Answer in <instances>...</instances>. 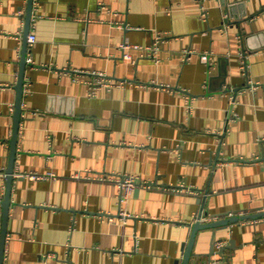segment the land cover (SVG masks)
Listing matches in <instances>:
<instances>
[{
  "label": "crops",
  "instance_id": "0c3cea01",
  "mask_svg": "<svg viewBox=\"0 0 264 264\" xmlns=\"http://www.w3.org/2000/svg\"><path fill=\"white\" fill-rule=\"evenodd\" d=\"M27 4L0 0V203ZM33 34L3 264H182L196 214L264 212V0H33ZM123 174L151 184L125 223ZM195 235L188 264H264V216Z\"/></svg>",
  "mask_w": 264,
  "mask_h": 264
},
{
  "label": "water",
  "instance_id": "95a60500",
  "mask_svg": "<svg viewBox=\"0 0 264 264\" xmlns=\"http://www.w3.org/2000/svg\"><path fill=\"white\" fill-rule=\"evenodd\" d=\"M32 2L33 0H28L27 4V11H26V25H25V30H24V35H23V46H22V55L20 58V71L19 75L16 81V86H15V91H16V97H15V109H14V114L12 116L13 119V128H12V133H11V139L9 140V157H8V162L5 171V194L3 196V200L0 203L1 210H2V217H1V232H0V264H3V254H4V247H5V236L7 233V217H8V211L10 208V196H11V190H12V183L14 181V165H15V160H16V147H17V142H18V129H19V124H20V116L22 112V93L24 89V72H25V63H26V40L28 36V28H29V22L31 20V9H32ZM239 24V23H238ZM246 38V37H245ZM245 41V40H244ZM247 41V39H246ZM245 51V50H244ZM244 54H246L244 52ZM264 216V212L260 214H255V215H247L244 217H236L232 216L227 219L223 220H218V221H211L210 223H201L199 221L193 222L192 225H190V239L188 242V245L185 249V258L183 260L182 264H188L189 257L191 255V249L196 237V233L198 231L202 230H209V229H216L219 227H225L227 226L228 223L230 222H236L238 220H242L244 218H261ZM213 251L212 244L210 246V252Z\"/></svg>",
  "mask_w": 264,
  "mask_h": 264
},
{
  "label": "built area",
  "instance_id": "2783aa9c",
  "mask_svg": "<svg viewBox=\"0 0 264 264\" xmlns=\"http://www.w3.org/2000/svg\"><path fill=\"white\" fill-rule=\"evenodd\" d=\"M226 18V17H225ZM35 41V35H29L27 38V42L28 44H33V42ZM118 47L120 48V50L122 51V58L126 61L132 62L134 63V61L132 60V57L129 53L130 50H137L141 47H139L138 45H132L129 44L127 42H121ZM241 59L240 64H239V69L243 74H246L247 72V64L246 61H244V58L246 57V55L241 54ZM203 58H208V55H202ZM27 61H30L29 59H27ZM93 76L97 77V79L95 80V82H90V93H94V91L98 90V89H103L104 88H111V87H116V86H120V84H122V82L120 83H112L109 80L105 79V76L99 73H93ZM248 84L250 87L253 86V83L248 80ZM20 176L22 177H28L31 179H54L56 177L55 174L53 173H47L45 175L42 174H20ZM76 178H79V175H75ZM103 180V179H102ZM105 180V179H104ZM108 181H110L113 185H116L118 190H119V196H118V203H119V211L117 213V217L123 221V223L126 222L125 219L130 218L131 215L122 207L124 202L126 201V199L132 194V192H134L136 189H139L140 187L144 188V189H150L151 188V184H148L146 182L143 181H138L136 178H134L131 175H127V174H123V175H117L115 177L109 178ZM195 221H199L201 223H206L207 221H209L208 218L203 217L201 215V213L196 214L195 215ZM107 220H109L110 222H113V216H109L107 218ZM222 246L221 243H217L216 244V248H220Z\"/></svg>",
  "mask_w": 264,
  "mask_h": 264
}]
</instances>
